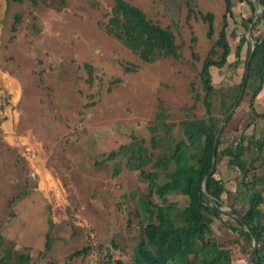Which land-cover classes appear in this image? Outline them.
I'll return each instance as SVG.
<instances>
[{
	"label": "rangeland",
	"instance_id": "obj_1",
	"mask_svg": "<svg viewBox=\"0 0 264 264\" xmlns=\"http://www.w3.org/2000/svg\"><path fill=\"white\" fill-rule=\"evenodd\" d=\"M85 1L89 0L32 5L0 0V258L8 264H22L21 255L28 256L30 264H104L109 258L110 264H132L139 232L128 225L127 216L135 211L133 199L146 200L150 193L141 171L133 170L123 153L112 160L106 155L130 144L134 135L148 138L160 110L170 116L167 123L176 125L192 116H206V109L219 121L233 103L244 74L246 46L238 64L234 52L240 36H247L242 22L251 10L240 0H232L233 18H228L231 54L223 68H211L214 90L208 95L199 83L201 63L196 62L205 58L210 44L206 26L200 19L187 18L182 0L166 4L160 0L159 9L157 3L147 9L149 19L181 31L184 37L177 39L182 49L177 57L139 70L138 57L95 28V14ZM197 9L214 14L217 34L223 0H197ZM87 64L94 67L93 82L86 81ZM12 82L18 88L15 97L6 85ZM250 102L249 96L243 98L224 135L247 124L241 114L252 112ZM256 103L264 105V90ZM258 125L252 133L260 135L264 126ZM175 138L168 140L169 145ZM253 152L258 151L253 148ZM226 160L217 166L228 190L222 196L223 208L234 204L242 215L249 196L259 192L264 214V181L249 190L240 182L250 178L244 180L239 170L227 167ZM155 170L161 175L158 183L165 170ZM36 171L42 179L30 177ZM243 194L248 199H240ZM150 196L156 200L154 193ZM167 199L178 208L187 204L184 196L172 194ZM144 212L146 223H157L155 209L150 206ZM210 228L208 246L236 239L217 219ZM112 236L117 249L111 247ZM84 247L90 248L88 254L68 260ZM226 249L232 264H252L251 255L241 252V243Z\"/></svg>",
	"mask_w": 264,
	"mask_h": 264
},
{
	"label": "trees",
	"instance_id": "obj_2",
	"mask_svg": "<svg viewBox=\"0 0 264 264\" xmlns=\"http://www.w3.org/2000/svg\"><path fill=\"white\" fill-rule=\"evenodd\" d=\"M10 1L13 3L22 2V0ZM25 1H29L32 5L47 3V0ZM141 1L145 2L142 6L137 0L85 1L95 14V28L138 57L141 64L137 70L142 66L159 62V60L177 57L179 49H182V43L178 42L177 38L183 39L184 37L177 27L163 26L159 21L148 18L149 10L147 9H152L151 6L154 7L156 3L155 7L159 9L157 5H159L160 0L157 2H153L156 0H140V3ZM161 1L165 4L169 3L165 2L167 0ZM169 1L171 2V0ZM182 1L184 8L187 9V18L192 17L197 22L200 19L201 24L206 26V38L210 44L205 58L203 60L197 59L196 62L201 63V82L199 83L202 90L208 95L214 90L211 81V68L219 70L223 68L231 54V46L226 33L229 26L228 18H233V1L223 0L224 10L217 34L215 33L216 24L213 13L200 12L197 9V0ZM240 2L246 3L251 10L248 20L242 22V28L247 31L257 12V1L240 0ZM259 2L264 7V0H259ZM156 8L154 11L158 12ZM263 22L264 12L257 17L251 27L250 36L255 46L249 62L247 61L248 42L246 37L241 35L239 38L234 58H236L237 64L240 63L242 48L245 45L244 74L239 90L233 97V103L225 114L226 118L218 121L211 115L210 110L206 109V116L199 118L192 116L176 125L169 121L167 123L170 116L167 112L164 114L160 110L149 126L150 136L148 138L137 139L134 135L130 144H123L118 150L106 155L107 159L112 160L123 153L128 163L133 165V170L141 171L142 182L148 185V194L154 193L156 196V200L150 194L146 200L133 199L136 204L135 211L132 214L128 213V225L135 226V230L139 232V240L131 256L132 264H232L230 252L226 246L240 243L241 252L251 255L252 264H256V257L258 258L257 264H264V214L259 209L263 202L262 195L259 192H252L249 199L245 194L241 195L242 200L248 199V207L242 215L237 211L234 204L226 205L227 209H231L242 216L250 233L235 217L213 209L209 202L211 199L217 208H223L226 204L222 196L228 192L227 184L217 169L218 164L224 158L227 159L228 168L233 171L239 170L244 180L250 178L246 183L240 182L243 186H249V190L250 187H256L257 184L264 181V131L259 136L247 135V131L253 122L256 124L255 129L259 126L254 120L258 116L254 114L252 104L256 102L257 97L264 90V29L261 34L255 35L264 26ZM13 30L14 26H12ZM233 35H236L235 32ZM191 41L194 43V38ZM84 69L87 72L86 81L93 82L91 79L94 67L87 64ZM245 96L250 97L251 108L249 107V109L252 110L248 116L245 112L241 114L242 118L248 120L247 124L242 130L236 128L234 131L239 132H235V134L231 131V133L224 135L226 126L234 118L236 108ZM229 112L231 113L227 118ZM223 122L224 125L218 134V129ZM171 137L172 140L175 138V141L169 145L170 141L168 140ZM215 139L217 140L215 167L209 174ZM253 148L258 152L254 153ZM155 154L157 157L151 166ZM249 155L251 157L246 162L244 159ZM172 165L173 168L170 169ZM158 168L165 170V173L163 180L157 183L155 180H159L158 178L161 176L155 170ZM256 171H259L258 175L254 174ZM250 173H253L251 177L249 176ZM204 179V190H202L201 185ZM172 194L186 197L187 204L178 208L176 204L169 203L167 198ZM150 206L156 211L157 223L150 222L148 224L146 223L147 218L144 219L143 217L145 215L144 210L147 211ZM138 207H143L144 210L140 212ZM213 219L222 222L228 232L235 233L236 239L220 244L215 242L208 246L207 240L211 233L210 225ZM252 238L257 245L256 251L251 244ZM44 246L46 250L50 248L48 239ZM111 247L114 249L119 247L117 239L113 236ZM89 249V247H84L75 251L68 257V260L84 257L88 254ZM247 249H251V251L248 252ZM18 260L22 264H30L28 256L21 255ZM111 262L112 260L109 258L104 264ZM0 264L8 263L0 258Z\"/></svg>",
	"mask_w": 264,
	"mask_h": 264
},
{
	"label": "water",
	"instance_id": "obj_3",
	"mask_svg": "<svg viewBox=\"0 0 264 264\" xmlns=\"http://www.w3.org/2000/svg\"><path fill=\"white\" fill-rule=\"evenodd\" d=\"M256 1H257L258 9H257V12L255 13V15H254V17L252 19L251 25L249 26V28L247 30V36H245L246 37V40L248 42V54H247V61L248 62H249V60L251 58V55L253 53L254 46H255V43L251 40V37H250L251 27L253 25V22H255V20L257 19V17L260 16L264 12V7L261 5V3L259 2V0H256ZM230 113L231 112H229L227 114V118L230 116ZM223 125H224V122L221 123V125H220V127L218 129V134H219L220 130L222 129ZM216 144H217V140L215 139L214 144H213L212 161H211V166H210V169H209V174L213 171V169L215 167ZM204 182H205V179L203 180L202 185H201L202 190H204ZM209 202H210V206L213 209L218 210V211H220L222 213H225V214H228V215H231V216L235 217L241 224H243L244 228L250 233L249 228L247 227V225L245 224L244 219L242 218V216L239 213H237V212H235V211H233L231 209H227V208H217L216 205L214 204V202L211 199L209 200ZM252 243H253V249L256 251L257 250V246H256V244L254 242V239H252ZM257 263H258V258L256 257V264Z\"/></svg>",
	"mask_w": 264,
	"mask_h": 264
},
{
	"label": "crops",
	"instance_id": "obj_4",
	"mask_svg": "<svg viewBox=\"0 0 264 264\" xmlns=\"http://www.w3.org/2000/svg\"><path fill=\"white\" fill-rule=\"evenodd\" d=\"M13 83V82H12ZM10 93L11 94H13V96L15 97V96H17L18 95V88H17V85L16 84H12L11 85V88H10ZM253 105H255L256 106V108L254 109V107H253V110H254V114L255 115H257L258 117L257 118H254V120H255V122L258 124L259 122L261 123V120H262V117L264 116V105L262 104V103H254ZM263 125V124H262ZM255 126H256V124L253 122L252 124H251V126L249 127V129H248V131L247 132H251L252 133V131H254L255 130ZM251 133H247V135H255V136H259V134H257V133H255L254 134V132L251 134ZM253 139H255V138H253ZM44 167H45V165H44ZM31 169H32V167H30V171H31ZM33 170V169H32ZM41 172H42V170H41ZM34 172H32V173H30V177H32V178H39V179H42V175L40 176V174H39V171H36L35 172V174H33ZM33 174V175H32ZM45 174V173H44ZM47 175V174H46ZM46 175H43L44 177H46ZM50 178V177H49ZM49 181V180H48ZM48 181H47V183H48ZM51 183V182H50ZM37 184H38V182H37ZM44 186H47V184H45ZM241 199V198H240ZM246 230V229H245ZM247 231V230H246ZM253 239V238H252ZM252 239H251V244H252V247H253V243H252ZM255 242V241H254ZM256 244V243H255ZM257 246V245H256Z\"/></svg>",
	"mask_w": 264,
	"mask_h": 264
},
{
	"label": "bare ground",
	"instance_id": "obj_5",
	"mask_svg": "<svg viewBox=\"0 0 264 264\" xmlns=\"http://www.w3.org/2000/svg\"><path fill=\"white\" fill-rule=\"evenodd\" d=\"M12 84H14V83L6 84L9 90H10ZM46 177H47V176H46Z\"/></svg>",
	"mask_w": 264,
	"mask_h": 264
},
{
	"label": "built area",
	"instance_id": "obj_6",
	"mask_svg": "<svg viewBox=\"0 0 264 264\" xmlns=\"http://www.w3.org/2000/svg\"><path fill=\"white\" fill-rule=\"evenodd\" d=\"M261 123L264 125V116L262 117Z\"/></svg>",
	"mask_w": 264,
	"mask_h": 264
}]
</instances>
